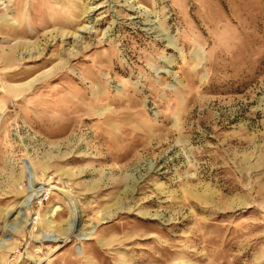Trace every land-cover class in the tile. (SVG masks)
<instances>
[{
	"label": "rangeland",
	"instance_id": "obj_1",
	"mask_svg": "<svg viewBox=\"0 0 264 264\" xmlns=\"http://www.w3.org/2000/svg\"><path fill=\"white\" fill-rule=\"evenodd\" d=\"M0 264H264V0H0Z\"/></svg>",
	"mask_w": 264,
	"mask_h": 264
},
{
	"label": "bare ground",
	"instance_id": "obj_2",
	"mask_svg": "<svg viewBox=\"0 0 264 264\" xmlns=\"http://www.w3.org/2000/svg\"><path fill=\"white\" fill-rule=\"evenodd\" d=\"M30 202V200H28L27 202H25V204L27 205Z\"/></svg>",
	"mask_w": 264,
	"mask_h": 264
}]
</instances>
